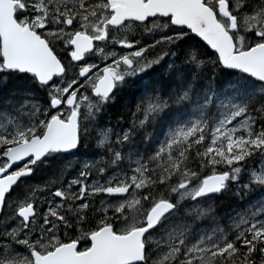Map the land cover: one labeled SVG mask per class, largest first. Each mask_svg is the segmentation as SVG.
<instances>
[{
	"label": "snow or ice",
	"instance_id": "6c2138e0",
	"mask_svg": "<svg viewBox=\"0 0 264 264\" xmlns=\"http://www.w3.org/2000/svg\"><path fill=\"white\" fill-rule=\"evenodd\" d=\"M0 264H264V0H0Z\"/></svg>",
	"mask_w": 264,
	"mask_h": 264
}]
</instances>
